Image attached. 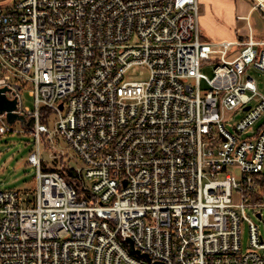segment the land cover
I'll list each match as a JSON object with an SVG mask.
<instances>
[{
  "label": "built area",
  "instance_id": "2783aa9c",
  "mask_svg": "<svg viewBox=\"0 0 264 264\" xmlns=\"http://www.w3.org/2000/svg\"><path fill=\"white\" fill-rule=\"evenodd\" d=\"M2 3L0 89L35 120L37 177L0 192V264H264V41L203 40L198 0ZM42 134L82 162L85 198L42 171Z\"/></svg>",
  "mask_w": 264,
  "mask_h": 264
},
{
  "label": "rangeland",
  "instance_id": "374dc122",
  "mask_svg": "<svg viewBox=\"0 0 264 264\" xmlns=\"http://www.w3.org/2000/svg\"><path fill=\"white\" fill-rule=\"evenodd\" d=\"M205 3H199L200 8V27L201 36L205 41H211L213 39L226 37L227 30L225 29L224 20L217 18V13L215 12V6L211 7ZM255 6V2H252ZM0 5H3L2 0H0ZM218 6L224 7L225 5L219 4ZM254 18H259L262 27H264V11L261 8H257ZM213 20L219 22L223 28L220 26H214ZM217 66L216 62H204L201 66L202 74L213 77L214 69ZM141 72L145 73V76H141ZM250 74L255 78L259 90L264 94V74L256 71H251ZM148 76V71L142 67L134 68L127 75L128 80L141 81L145 80ZM202 90H207V86L203 83ZM22 98L24 100V105L31 110H35L34 98L30 96V89L25 88L22 93ZM240 113L238 111L230 113L229 116L232 117L234 121L240 118ZM55 118L51 119L49 124L51 130H54ZM6 124L9 129V133L0 136V192L3 191H19L21 193L29 192L33 193V189L36 185L37 170L28 161L34 152H37V144L35 137L30 134L32 132L28 129H24L20 122H15L13 124L9 123L8 120L2 118L0 120V126ZM261 124V123H259ZM247 137V135H244ZM53 150L47 149L45 144L40 146L41 158L46 163L52 164L54 158H59L58 153L62 152L66 155V161L74 168H81L82 162L77 158L74 152L68 147L66 142L59 138H54L52 142ZM32 199V197H31ZM261 229L264 231V220L256 221ZM243 246L246 249L249 240V229L248 225L243 226Z\"/></svg>",
  "mask_w": 264,
  "mask_h": 264
},
{
  "label": "crops",
  "instance_id": "0c3cea01",
  "mask_svg": "<svg viewBox=\"0 0 264 264\" xmlns=\"http://www.w3.org/2000/svg\"><path fill=\"white\" fill-rule=\"evenodd\" d=\"M199 3H205L213 8L217 18L224 20L226 37L211 40L212 42H246L250 34L257 41H264V27H262L259 18H254L256 11L253 10L252 0H198ZM225 5L224 7L218 6ZM214 26H223L213 20Z\"/></svg>",
  "mask_w": 264,
  "mask_h": 264
},
{
  "label": "trees",
  "instance_id": "16d2710c",
  "mask_svg": "<svg viewBox=\"0 0 264 264\" xmlns=\"http://www.w3.org/2000/svg\"><path fill=\"white\" fill-rule=\"evenodd\" d=\"M52 111L44 108L41 110V122L49 126L51 119L53 118ZM34 136L33 132H29ZM36 141V139H35ZM37 144V142H36ZM45 144L47 149L53 150L52 142L49 141V138L42 134L40 136V146ZM41 150V149H40ZM60 155L59 158H54V162L52 164L46 163L45 161H41V169L43 172H58L60 173L68 184L72 185L78 192L79 197L85 198L87 195L83 189L84 181L81 179L78 174L77 168H74L70 165L69 162L66 161V155L62 152L58 153ZM29 162V161H28Z\"/></svg>",
  "mask_w": 264,
  "mask_h": 264
},
{
  "label": "water",
  "instance_id": "95a60500",
  "mask_svg": "<svg viewBox=\"0 0 264 264\" xmlns=\"http://www.w3.org/2000/svg\"><path fill=\"white\" fill-rule=\"evenodd\" d=\"M7 88L0 89V116H5L9 123L20 122L24 129L30 131L34 127V118L27 119L25 116L18 113L17 100H12L7 97ZM131 251L135 253L134 246L131 243Z\"/></svg>",
  "mask_w": 264,
  "mask_h": 264
}]
</instances>
